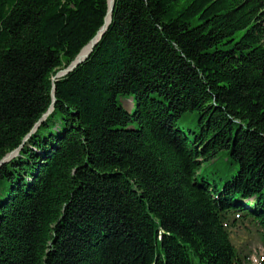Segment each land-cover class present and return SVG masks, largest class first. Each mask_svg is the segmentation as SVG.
I'll use <instances>...</instances> for the list:
<instances>
[{"label": "trees", "instance_id": "obj_1", "mask_svg": "<svg viewBox=\"0 0 264 264\" xmlns=\"http://www.w3.org/2000/svg\"><path fill=\"white\" fill-rule=\"evenodd\" d=\"M107 10L0 0V264H264V0H114L59 76Z\"/></svg>", "mask_w": 264, "mask_h": 264}, {"label": "rangeland", "instance_id": "obj_2", "mask_svg": "<svg viewBox=\"0 0 264 264\" xmlns=\"http://www.w3.org/2000/svg\"><path fill=\"white\" fill-rule=\"evenodd\" d=\"M126 105L130 108L132 106L131 100H128ZM229 228L231 239L235 245L244 246L246 244V250L251 251V264H258L259 256L263 252V246L259 239L260 232L254 223L241 217L240 219L234 220Z\"/></svg>", "mask_w": 264, "mask_h": 264}, {"label": "water", "instance_id": "obj_3", "mask_svg": "<svg viewBox=\"0 0 264 264\" xmlns=\"http://www.w3.org/2000/svg\"><path fill=\"white\" fill-rule=\"evenodd\" d=\"M113 6H114V0H108V10H107V15L105 18V23L104 25L100 28L99 32L97 33V35L85 46L82 48V50L80 51V53L75 57V59L70 63V65L65 68L64 70H61L58 75H64L66 73H68L69 71H71L73 68H75L79 63H81L82 61H84L88 55L90 54V52L92 51V49L94 48L95 44L97 43V41L99 40V38L101 37V35L103 34V32L106 30L110 19H111V13L113 10ZM52 101L54 102V94L52 93ZM53 102L51 107L47 110L46 113H44V115L42 116V118L35 124L34 129L36 128V126L38 125V123L42 120L45 119L52 111L53 109ZM18 150H14L11 151L9 153H7L1 160H0V165L5 163L6 161H8L11 157H13L15 154H17Z\"/></svg>", "mask_w": 264, "mask_h": 264}]
</instances>
